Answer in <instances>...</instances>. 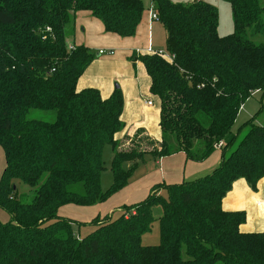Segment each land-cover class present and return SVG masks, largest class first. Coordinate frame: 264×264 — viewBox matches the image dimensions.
Masks as SVG:
<instances>
[{"label":"trees","instance_id":"1","mask_svg":"<svg viewBox=\"0 0 264 264\" xmlns=\"http://www.w3.org/2000/svg\"><path fill=\"white\" fill-rule=\"evenodd\" d=\"M223 1L233 32L221 36L215 5L151 0L173 59L132 57L143 64L149 94L159 102L161 139L155 142L143 129L116 140L124 128L120 89L107 98L95 88L77 90L96 53L84 45L68 48L65 40L79 11L90 12L107 33L133 36L141 0H0V146L6 160L0 207L12 218L0 222V264H264V232H242L245 212L221 208L235 180L255 190L264 177V123L255 121L264 105L232 129L240 106L264 91V42L249 38L264 37V0ZM30 108L54 110L56 119L28 120ZM219 141L221 161L210 173L154 185L116 219H92L96 228L83 238L73 231L75 221L59 216L61 206L95 205L125 187L145 154L183 151L199 162ZM104 146L112 151V182L103 191ZM14 180L33 188L29 201L18 197ZM155 205L162 210L160 241L143 245Z\"/></svg>","mask_w":264,"mask_h":264},{"label":"crops","instance_id":"2","mask_svg":"<svg viewBox=\"0 0 264 264\" xmlns=\"http://www.w3.org/2000/svg\"><path fill=\"white\" fill-rule=\"evenodd\" d=\"M172 1L188 4L195 0ZM204 1L215 6L218 5L217 0ZM150 10L151 4L149 8H144L141 21L135 34L131 37L107 33L104 31L101 21L93 17L90 12L79 11L74 15L73 39L67 41L65 38L68 48L74 45H84L96 52L95 59L77 80V90L95 88L103 98H107L116 88L120 89L124 99L121 114L124 128L115 136L118 141H121L126 135L132 136L136 129L144 130L143 133L149 139L147 141L157 142L161 139L159 102L149 94L150 79L143 64L137 59L143 54H148L146 50L149 47L155 50L154 44L157 45L155 37L158 31L163 34L165 39V31L161 23L151 19ZM218 33L221 36L226 35L225 32H220L219 27ZM100 49H104L108 53L99 55L98 50ZM136 50L141 54H137ZM110 51L112 54H109ZM132 55L137 58L133 59ZM115 83L118 85L114 87ZM147 101H152V104L148 105ZM243 111H246L245 104ZM245 113L248 116L251 114L248 111ZM146 157L154 161L153 166L141 174L136 182L127 184L113 195L112 198L116 196L113 200L116 205L124 207L138 201H133V197H140L139 200L143 199L156 184H178L210 173L221 161V149L215 148L204 160L199 162L189 159L183 151L162 157H155L151 154ZM221 208L228 212H245L246 220L240 225L242 232H264V177L257 182L255 190L249 187L245 179L235 180L230 191L222 199ZM102 209H107L104 208L103 203L92 205L90 209L74 204L64 205L59 208V216L64 218L68 213L77 214L75 216L81 215L82 219L75 222L86 224Z\"/></svg>","mask_w":264,"mask_h":264},{"label":"rangeland","instance_id":"3","mask_svg":"<svg viewBox=\"0 0 264 264\" xmlns=\"http://www.w3.org/2000/svg\"><path fill=\"white\" fill-rule=\"evenodd\" d=\"M143 7L144 8H149L150 4H151V0H141ZM180 1H185V0H180ZM218 5L217 6V11H218V16H219V30L220 32H225V34H230L233 32V19L231 16V12H230V8L227 2L223 1V0H217ZM73 25L68 26L66 28V40L70 41L73 39ZM249 34V31H248ZM155 37V35H154ZM249 38H251V40H253L255 43H260V42H264V37L262 36H256V37H251V35L249 34ZM155 42L157 45L154 44V48L156 51H161L162 53L165 52V39L163 38V34L159 33L156 35L155 37ZM94 53H96L94 50H91ZM118 85V83L114 84V87ZM124 100V99H123ZM263 104L264 105V91H256L253 93V95L245 102V110L248 112H251V114L248 116L247 113H245L246 111L239 110V113L237 115V118L235 120V123L232 127L233 131H236L238 129V127L247 119H249L253 114H255V112L258 110V108L260 107V105ZM26 119L28 120H41V121H45V122H54L56 119V112L54 110H44V109H38V108H30L26 114ZM257 123H264V110L258 114L256 116V120ZM124 123V122H123ZM143 143H146L145 140H143ZM121 145V144H120ZM147 155L150 154H145V156L143 157V162L139 161L137 163V165H135V167L132 169L129 178H128V185L131 184L132 182H136L140 175L143 174L144 172H147L149 170V167L151 168L154 164V161L148 157H146ZM112 158V151L111 148L109 146H104L103 148V161H104V167L105 169L103 170V172L101 173V188L102 190H106L111 182H112V174L111 171L109 169L110 166V161ZM149 161V162H148ZM6 165V160H5V155H4V151L2 149V147L0 146V177L2 175L3 169ZM14 186L16 187L17 190V194L18 197L21 200L24 201H29L31 199V196L33 194V188H30L28 185H26L25 183L19 181V180H14L13 181ZM137 189H140L139 187H137ZM120 191V190H118ZM116 191V192H118ZM112 193L105 201L101 202L104 205V208H107L106 210H99L97 212V214L94 216V218H98V219H104V218H108L109 220H114L116 219L120 214L123 213L124 208L120 207V205H116V202L113 201L115 199L112 198L113 195L116 193ZM159 194L165 196L166 193L164 190H161L159 192ZM123 197V196H122ZM121 197V198H122ZM140 197H133V201L134 200H138L135 201L133 204H136L142 200H144L146 198V196L143 199H138ZM100 203H97V205ZM68 205H72V204H67ZM96 205V204H95ZM114 205V206H113ZM130 206V205H128ZM79 207H85V209H90L92 207L91 206H79ZM91 211V210H90ZM87 213L89 212L86 211ZM94 214V212H93ZM162 214V210L161 207L159 205H155L152 207V216L155 218V220L151 223L149 230H147L146 232L142 233L141 235V243L143 245H157L159 244L160 241V236H159V224H158V217H160ZM77 214H65V216L69 217L70 220H74V221H80L82 219L81 215L79 216H75ZM92 216V215H90ZM64 217V218H67ZM67 218V219H69ZM72 218V219H71ZM93 218V219H94ZM11 215L5 211L4 209H2L0 207V222L2 223H6V222H10L11 221ZM91 221H89V223H79L78 222H73L72 223V228L73 231L76 235L77 238H83L84 236H86L88 233L92 232L95 228L96 225L95 224H91Z\"/></svg>","mask_w":264,"mask_h":264},{"label":"built area","instance_id":"4","mask_svg":"<svg viewBox=\"0 0 264 264\" xmlns=\"http://www.w3.org/2000/svg\"><path fill=\"white\" fill-rule=\"evenodd\" d=\"M150 11H151V16H150L151 19L152 20H157V15H156L155 11L153 10L152 6H151V10ZM136 52H137V54H141V52L138 51V50H136ZM146 52L148 54H156V55H158V56H160V57H162V58H164V59H166L168 61H172V59H173V55L168 54L166 51L164 53H162L161 51H156V50L152 49L151 47H149L146 50ZM106 53H108V52L106 50H104V49L98 50V54L99 55L106 54ZM109 54H112V52L110 51ZM147 104L151 105L152 101H147ZM241 109H243V105L240 106V110ZM222 144H223L222 141H219L218 144H216L215 148H221Z\"/></svg>","mask_w":264,"mask_h":264}]
</instances>
